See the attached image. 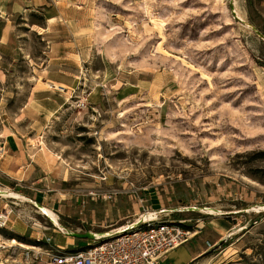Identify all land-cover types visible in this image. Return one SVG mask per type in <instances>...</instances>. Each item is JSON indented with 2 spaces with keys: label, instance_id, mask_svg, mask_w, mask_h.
Segmentation results:
<instances>
[{
  "label": "rangeland",
  "instance_id": "obj_1",
  "mask_svg": "<svg viewBox=\"0 0 264 264\" xmlns=\"http://www.w3.org/2000/svg\"><path fill=\"white\" fill-rule=\"evenodd\" d=\"M0 9L12 36L0 43V239L13 247L0 264H23L36 241H90L53 232L41 209L67 232L85 231L62 216L109 235L158 202L176 210L160 219L184 226V244L211 248L200 264H264V0Z\"/></svg>",
  "mask_w": 264,
  "mask_h": 264
},
{
  "label": "built area",
  "instance_id": "obj_2",
  "mask_svg": "<svg viewBox=\"0 0 264 264\" xmlns=\"http://www.w3.org/2000/svg\"><path fill=\"white\" fill-rule=\"evenodd\" d=\"M148 215H142L121 232L93 234L94 239L83 250L64 253V248L59 246H54V251L39 246L33 250L22 248L21 260L23 264H157L161 257L186 243L189 233L175 222L160 221L154 214L148 218ZM7 222L8 216L0 215V228ZM56 229L68 236L65 229L59 226ZM119 233L122 234L115 237ZM52 241L50 237L44 238L47 244ZM9 248L13 247L6 246L0 239V252Z\"/></svg>",
  "mask_w": 264,
  "mask_h": 264
},
{
  "label": "crops",
  "instance_id": "obj_3",
  "mask_svg": "<svg viewBox=\"0 0 264 264\" xmlns=\"http://www.w3.org/2000/svg\"><path fill=\"white\" fill-rule=\"evenodd\" d=\"M4 15H6L5 14V12L4 11H2L1 9H0V17H2V16H4ZM6 27H7V25L5 24V25H3V28H2V33L0 34V43L2 44V45H6L8 42H10V41H12V36H11V32H7L6 31ZM47 27L45 28V29H42L41 30V32H38V34L39 35H42L44 32H46L47 31ZM46 60L44 61V63L46 62H48V60L49 61H59L60 59H63V58H60V57H57V58H49L48 56H46V58H45ZM35 64L33 63L32 65L31 64H29V66H30V68H33V66H34ZM37 66V65H36ZM48 75V74H47ZM46 78H48V77H46ZM48 81L51 83V84H57V85H59V87H60V82L59 81H57V79H54V78H50V79H48ZM62 86H63V84H61ZM53 87H55L54 85H52ZM39 91H36V92H33V98L37 95V94H39L38 93ZM30 97H32V93L30 94ZM29 104H26V107L28 106ZM62 105H65V103L64 104H61V105H57V107L55 108V109H53V111H52V113H49L50 114V119H52L51 118V116H53V114H55V113H57V111L59 110V108L62 106ZM24 109H25V107H24ZM45 114L46 113H44L43 114V116L44 117H46L45 116ZM18 140H23L22 138L21 139H18ZM159 203V206L156 208V210L155 211H151V212H153L154 214H155V216L157 217V218H162V217H168V213H170L171 211H176V210H171V209H167V208H165L166 206L164 205V203H161V202H158ZM147 210H150V209H147ZM53 212V211H52ZM178 212V211H177ZM54 213V212H53ZM149 213H150V211H149ZM55 214V213H54ZM56 216H57V219H58V221H60V219H59V216L57 215V214H55ZM55 217V216H54ZM63 218L64 217H67V218H71V216H62ZM64 220H66V219H64ZM160 221H162L161 219H160ZM166 222H174V221H166ZM66 223V222H65ZM66 224H68V223H66ZM82 224H84V223H82ZM69 226H71L70 224H68ZM54 227V229H52V231L53 232H55V233H60L57 229H56V226H53ZM73 227V226H72ZM60 228H62V226H60ZM75 229H83V228H76V227H74ZM63 229H65V228H63ZM84 231H88V230H85V229H83ZM81 232H83V231H81ZM89 232H92V231H89ZM60 234H62V233H60ZM63 236H66L65 234H62ZM219 235H221V234H219ZM51 239L53 240V241H55V239L54 238H52L51 237ZM223 238H219L218 239V241H221ZM73 241V239L71 240L70 238H66V241H65V246H62V245H55V246H59V247H63L64 249L65 248H67V247H72V248H75V247H77V246H79V244H77L76 246H75V244H74V242H71V244H68V241ZM78 241V240H77ZM89 242V241H88ZM220 243V242H219ZM86 244H87V242H86ZM67 245H70V246H67ZM210 249L211 248H209V249H202L201 247L199 248V247H197V246H195V244H194V242H191V243H187V244H184V245H182V246H179V247H177L176 249H174V250H172L171 252H168L167 253V255H165V256H163V257H161L160 259H159V262H160V264H200L201 263V261H202V255L203 254H205L206 252H208V251H210ZM196 261V262H195ZM159 262L157 263V264H159Z\"/></svg>",
  "mask_w": 264,
  "mask_h": 264
},
{
  "label": "trees",
  "instance_id": "obj_4",
  "mask_svg": "<svg viewBox=\"0 0 264 264\" xmlns=\"http://www.w3.org/2000/svg\"><path fill=\"white\" fill-rule=\"evenodd\" d=\"M173 217L175 218L174 220H181L182 215L179 214V213H175V214H173ZM65 222L68 223V224H70V225L73 226V227H76V228H83V229H85V230L92 231V232H94V233H99V234H101V233L104 232V231H101V230L96 229L95 227L89 226V225H87V224H82L81 222H79L78 220H76V219H74V218L66 219ZM176 222H177V221H176ZM68 224H67V225H68ZM179 226H180V227H184V226H181L180 224H179ZM140 227H141V226H140ZM15 237L18 238L17 236H11V238H15ZM18 239H21V238H18ZM20 241H22V242H24V243H27V244L31 243V241H28V240H20ZM34 243H35L37 246H39V247H41L40 245H43V243H42L41 241H36V242H34ZM87 243H89V242L87 241ZM86 247H87V246L81 248V247L77 246V247H75V248H70V249H69V248H65V249H64V253H70V252L80 251V250L85 249Z\"/></svg>",
  "mask_w": 264,
  "mask_h": 264
},
{
  "label": "water",
  "instance_id": "obj_5",
  "mask_svg": "<svg viewBox=\"0 0 264 264\" xmlns=\"http://www.w3.org/2000/svg\"><path fill=\"white\" fill-rule=\"evenodd\" d=\"M261 38H263L261 35H259ZM68 235L74 239H77V240H93L94 239V235L91 234L90 232L88 231H85L83 233H71L69 232Z\"/></svg>",
  "mask_w": 264,
  "mask_h": 264
},
{
  "label": "bare ground",
  "instance_id": "obj_6",
  "mask_svg": "<svg viewBox=\"0 0 264 264\" xmlns=\"http://www.w3.org/2000/svg\"><path fill=\"white\" fill-rule=\"evenodd\" d=\"M41 212H42V214H44L45 216H48L55 224L54 225H56V226H58L57 224H56V221H55V219H54V215H53V213L50 211V210H48V209H41ZM146 217H148V218H152V216H150V215H148V216H146ZM60 227V226H59ZM21 246V245H20ZM24 247V246H23ZM24 248H26V247H24ZM29 249V248H28Z\"/></svg>",
  "mask_w": 264,
  "mask_h": 264
}]
</instances>
